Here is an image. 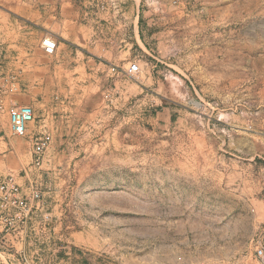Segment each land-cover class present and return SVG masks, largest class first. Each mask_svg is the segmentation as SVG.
Here are the masks:
<instances>
[{"label":"rangeland","instance_id":"1","mask_svg":"<svg viewBox=\"0 0 264 264\" xmlns=\"http://www.w3.org/2000/svg\"><path fill=\"white\" fill-rule=\"evenodd\" d=\"M142 6L139 115L72 129L61 145L43 127L49 150L50 134L32 133L25 185L0 181V233L41 202L51 222L29 224L26 264H264V202L228 197L264 188V0ZM5 97L1 134L24 136L34 112Z\"/></svg>","mask_w":264,"mask_h":264},{"label":"crops","instance_id":"2","mask_svg":"<svg viewBox=\"0 0 264 264\" xmlns=\"http://www.w3.org/2000/svg\"><path fill=\"white\" fill-rule=\"evenodd\" d=\"M143 12L142 0H0V92L6 95L5 106L14 103L9 109L24 107L35 117L24 136H11L9 124L3 134L0 130V181L13 177L25 185L31 136L43 127L59 136L61 145L72 129L139 115L138 63L148 47ZM32 38L42 39L41 48L30 47ZM47 133L49 150L53 138ZM261 186L256 193L250 185H232L229 200L264 202ZM36 208L13 232L0 233V264L28 263L20 248L29 224L39 217L38 226L46 233L51 222L41 202Z\"/></svg>","mask_w":264,"mask_h":264},{"label":"bare ground","instance_id":"3","mask_svg":"<svg viewBox=\"0 0 264 264\" xmlns=\"http://www.w3.org/2000/svg\"><path fill=\"white\" fill-rule=\"evenodd\" d=\"M15 121H16L15 123L11 124V129H12V133L13 134L18 133L21 130V127H22V118L20 116L17 117ZM4 185L1 186V191L5 190V189L7 190L8 185H5V186Z\"/></svg>","mask_w":264,"mask_h":264}]
</instances>
